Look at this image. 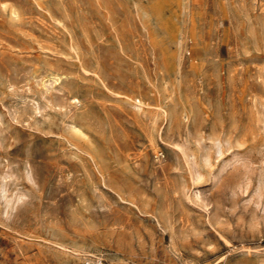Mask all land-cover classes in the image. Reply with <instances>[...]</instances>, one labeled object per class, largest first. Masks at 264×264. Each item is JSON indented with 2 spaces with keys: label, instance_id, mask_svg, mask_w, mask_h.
<instances>
[{
  "label": "rangeland",
  "instance_id": "374dc122",
  "mask_svg": "<svg viewBox=\"0 0 264 264\" xmlns=\"http://www.w3.org/2000/svg\"><path fill=\"white\" fill-rule=\"evenodd\" d=\"M179 1L0 0V264H264V0Z\"/></svg>",
  "mask_w": 264,
  "mask_h": 264
},
{
  "label": "bare ground",
  "instance_id": "6f19581e",
  "mask_svg": "<svg viewBox=\"0 0 264 264\" xmlns=\"http://www.w3.org/2000/svg\"><path fill=\"white\" fill-rule=\"evenodd\" d=\"M179 2H180L179 0H165L164 4L162 5V8H163V10L166 11V10H168L167 8H168L169 3H172V4L174 5V9H176L177 4H178ZM163 15H164V14H163ZM214 63H215V61L212 60V61H211L212 69L214 68ZM77 100H78V99H77ZM80 251L83 252V253H82L83 256L87 254V252H86L85 249H81ZM85 257H88V256L86 255Z\"/></svg>",
  "mask_w": 264,
  "mask_h": 264
},
{
  "label": "built area",
  "instance_id": "2783aa9c",
  "mask_svg": "<svg viewBox=\"0 0 264 264\" xmlns=\"http://www.w3.org/2000/svg\"><path fill=\"white\" fill-rule=\"evenodd\" d=\"M85 264H107L104 256L90 257L85 260Z\"/></svg>",
  "mask_w": 264,
  "mask_h": 264
}]
</instances>
